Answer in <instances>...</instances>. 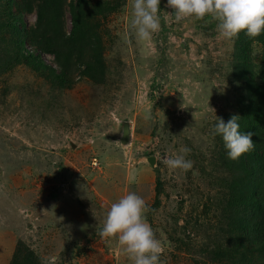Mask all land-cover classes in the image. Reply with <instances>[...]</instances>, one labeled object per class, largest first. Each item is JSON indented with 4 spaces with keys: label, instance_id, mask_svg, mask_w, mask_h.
<instances>
[{
    "label": "rangeland",
    "instance_id": "374dc122",
    "mask_svg": "<svg viewBox=\"0 0 264 264\" xmlns=\"http://www.w3.org/2000/svg\"><path fill=\"white\" fill-rule=\"evenodd\" d=\"M162 2V39L161 26L151 40H137L133 0H126L125 10L96 32L105 47L102 80L85 76L64 93L8 60L0 43V264H22L20 245L35 252L38 264H133L115 238H101L97 229L111 204L130 192L153 205L156 170L160 205L153 222L148 210L146 219L162 243L161 264H225L210 255L229 175L213 126L242 111L243 89L233 75L236 37L222 36L212 16L176 22ZM25 19L33 26L35 11ZM43 58L58 66L53 54ZM125 122L130 140L122 145ZM182 149H189L192 168L169 169L164 159Z\"/></svg>",
    "mask_w": 264,
    "mask_h": 264
},
{
    "label": "trees",
    "instance_id": "16d2710c",
    "mask_svg": "<svg viewBox=\"0 0 264 264\" xmlns=\"http://www.w3.org/2000/svg\"><path fill=\"white\" fill-rule=\"evenodd\" d=\"M125 4L126 0H0V43L7 45L8 60L13 57L17 64H25L40 76L43 86L58 93L72 90L85 76L98 83L105 73V47L102 35L96 34L103 28L98 26L111 15H120ZM67 5L72 22L69 33L62 27ZM160 9L162 39L168 32L162 0ZM34 11L36 21L31 26L25 14ZM106 29L113 34L111 28ZM8 31L9 36L3 35ZM255 43L261 45L260 52L254 51ZM46 54H53L58 66L47 63ZM233 75L243 89L240 131L253 133L254 149L238 160L229 159L225 148L221 152L229 175L222 179V209L210 255L219 263L264 264V33L250 38L241 32L235 38ZM158 172L155 202L147 206L151 223V215L160 205ZM17 255L19 263L38 264L39 258L26 246L20 245Z\"/></svg>",
    "mask_w": 264,
    "mask_h": 264
},
{
    "label": "clouds",
    "instance_id": "9594fccd",
    "mask_svg": "<svg viewBox=\"0 0 264 264\" xmlns=\"http://www.w3.org/2000/svg\"><path fill=\"white\" fill-rule=\"evenodd\" d=\"M160 4L161 0H133L131 26L138 41H149L160 30ZM167 6L174 10L176 22L190 16L198 19L212 16L217 21L218 32L226 38L237 37L241 32L250 38L264 33V0H167ZM239 118L233 115L225 122L219 117L213 126V134L222 137L231 160H238L254 149L253 133L240 131ZM181 151L184 154H173L163 163L169 169H191L192 161L185 158L189 149ZM146 211V201L130 192L111 204L97 235L115 238L133 264H161L164 249L146 219ZM87 227V224L82 226Z\"/></svg>",
    "mask_w": 264,
    "mask_h": 264
},
{
    "label": "water",
    "instance_id": "95a60500",
    "mask_svg": "<svg viewBox=\"0 0 264 264\" xmlns=\"http://www.w3.org/2000/svg\"><path fill=\"white\" fill-rule=\"evenodd\" d=\"M129 140H130L129 123L125 122L122 126V134L120 137V142L122 145H126L129 143ZM75 147H76V145L73 146V148H75ZM155 160H156V158L154 156H150L148 158V161L152 166L154 165Z\"/></svg>",
    "mask_w": 264,
    "mask_h": 264
}]
</instances>
